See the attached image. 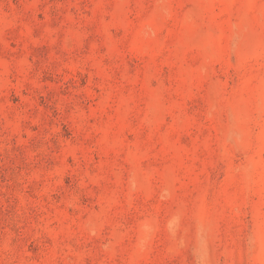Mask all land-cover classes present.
Returning <instances> with one entry per match:
<instances>
[{"label":"rangeland","instance_id":"1","mask_svg":"<svg viewBox=\"0 0 264 264\" xmlns=\"http://www.w3.org/2000/svg\"><path fill=\"white\" fill-rule=\"evenodd\" d=\"M0 264H264V0H0Z\"/></svg>","mask_w":264,"mask_h":264}]
</instances>
